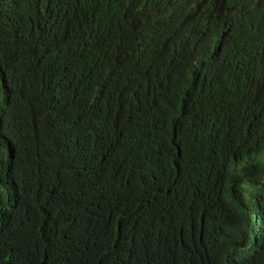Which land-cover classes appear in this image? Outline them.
Returning a JSON list of instances; mask_svg holds the SVG:
<instances>
[{
	"label": "trees",
	"instance_id": "trees-1",
	"mask_svg": "<svg viewBox=\"0 0 264 264\" xmlns=\"http://www.w3.org/2000/svg\"><path fill=\"white\" fill-rule=\"evenodd\" d=\"M0 264H264V0H0Z\"/></svg>",
	"mask_w": 264,
	"mask_h": 264
}]
</instances>
